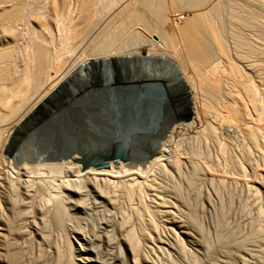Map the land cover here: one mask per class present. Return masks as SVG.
I'll return each mask as SVG.
<instances>
[{"label":"bare ground","instance_id":"bare-ground-1","mask_svg":"<svg viewBox=\"0 0 264 264\" xmlns=\"http://www.w3.org/2000/svg\"><path fill=\"white\" fill-rule=\"evenodd\" d=\"M94 2L93 0L92 3ZM103 2L100 7L96 4L97 9L101 8V10H95L94 4L90 9L95 11L88 13L86 0L55 1L52 6L55 11L53 13L55 20H59L61 16L64 17L67 12L71 14L73 8L76 14L74 19H69L73 27L70 26L69 31L73 29L74 40L72 42V39H69L68 42L71 40L72 44L68 43L61 51L62 47L60 49L54 47L57 43L54 46L46 44L50 38L53 39L49 35L46 36L50 37L49 40L38 34H36L37 37L29 36L30 27L28 33L26 32L29 37L23 33L25 27L22 25L26 23H22V18L27 12L23 9L27 2L0 0V169L12 171L17 175L16 178L26 185L32 170L52 169L58 166L61 173L69 180L81 181L89 201L100 208L107 201H111L112 196L120 190L139 185L144 178H142L144 173L164 170L173 179L178 178L183 182L186 178L190 180V177L195 176L191 175L192 173H197L199 169L206 170L205 164L209 163L205 162L207 158L202 157L201 153L204 151L200 148L208 149L212 144L214 149L213 143L221 149L219 151L224 161H228L235 168H241L244 162L243 156L256 151L255 142L258 139L256 140L255 137H262L257 129L264 122V114L260 111L264 107L262 101L264 97L258 95L257 80L252 75L255 60L252 54V41L257 34L255 32L257 25L260 24L259 27L263 28L264 21L257 19L258 15L251 4L253 1L115 0L105 2L104 0ZM26 8L29 9V7ZM42 12L41 17L44 14ZM28 13L26 14L29 15ZM41 17L34 20L37 21ZM45 18L47 21V16ZM48 18L51 22V18ZM262 19L264 20L263 14ZM62 21H65V18ZM42 23L44 22H41V27ZM55 25L58 27L57 24ZM43 27L48 30L50 26ZM36 29L38 31V28ZM40 29L43 30V28ZM52 30H50L51 33H54ZM61 31L58 32L57 37L59 34L62 36L64 30L62 34ZM48 32L47 34H50ZM226 33L228 38L229 36L231 38L228 46L232 47L234 59L243 66H238L230 60L220 59V56L230 54L229 51L227 52L229 48L224 41ZM71 35L70 38H72ZM31 37L37 39L33 40ZM212 37L216 41L215 48L211 44ZM60 38L56 39L61 40ZM62 41L61 46L66 42L65 38ZM18 42H22V47L17 46ZM17 49L24 53V59L20 64L23 65L25 72L21 71V66L17 67L15 60L19 52ZM63 51H66L65 55ZM234 64L240 68L243 67L244 71V78L238 76L237 82L234 81L239 88V99L244 100L241 104L237 103L238 109L236 107L233 109L224 103L228 92L215 84L224 72L231 67L233 69ZM19 69L22 75L19 74ZM229 79L227 76V82ZM136 84H158L165 90L167 104L165 107L171 112L167 118V124L159 133L157 142L141 149L128 147L129 149H124L125 151L121 153H108L109 155L98 156L89 161H85L84 152L82 154L79 150L65 155L62 154L63 152L61 155L58 153L57 157L42 158L40 154L37 155L41 157L37 156V152L32 148L21 147L20 144L35 132L34 127L37 124L40 123V126L43 122L42 125H45L46 118L53 119L55 114L66 109L69 104L75 102L77 97L81 100L93 88L101 89L105 86L118 91L122 90L121 95H124L125 91L127 93L131 90L133 93L137 90ZM90 87L93 88L89 89ZM232 110H235L237 114ZM228 131H233L237 136H234V139L226 138L223 132ZM185 147L189 149V153L185 151ZM17 149L23 152L21 156L16 157L15 161ZM213 149H209L208 153L210 154V150ZM200 150L201 155L197 153ZM216 154L214 153L215 156ZM200 171L199 173L202 172ZM196 177H198L197 174ZM190 186H192L191 183ZM248 186L253 190L254 187ZM174 192L168 191L167 188L164 192L154 189L153 202L163 216L168 235H171L169 232L173 230L176 237L184 234L189 237V242L195 243L188 227L187 213L183 210L184 208L179 207L176 194H172ZM77 209L76 205L71 206V211L76 212ZM83 209L85 207H81L80 210ZM9 211L8 206L0 202V217L10 220ZM71 218L72 215H69L70 220ZM41 222H43L42 218ZM38 226H40L39 221L32 216L29 227L34 229ZM249 228H247L248 231ZM121 232L123 234L122 229ZM157 236L159 243L167 244L169 238L159 237L158 232ZM144 238H146L144 242L139 245L142 246L143 251H146L155 242L148 235ZM118 243L121 251L126 249L132 255L130 258L132 264H136L135 253H133L136 250L135 247L129 243V247L123 248L122 241L118 240ZM84 248V245L80 244L78 250ZM199 249L200 247H195V250ZM84 259L88 261L90 258Z\"/></svg>","mask_w":264,"mask_h":264},{"label":"rangeland","instance_id":"rangeland-1","mask_svg":"<svg viewBox=\"0 0 264 264\" xmlns=\"http://www.w3.org/2000/svg\"><path fill=\"white\" fill-rule=\"evenodd\" d=\"M47 1L24 0V3L30 4H27L28 6L24 4L23 11L27 12L25 14L23 12L22 23H26L22 25L25 27L23 33L27 35L30 27L32 34L29 32V36L49 35L53 39L49 37L52 40L50 41L46 37L49 40L47 43L44 37L46 44L54 46L57 43L54 47L58 49L62 47V51L65 45L72 44L74 40L73 29L69 31L72 21H69L71 18L74 19L76 14L74 8L73 10L71 8V14L67 12L65 16L63 15L64 17L58 15L59 20H55V14H53L55 11L52 6L56 0ZM87 1L89 0H86V6L87 4L89 6L86 8L88 13L101 10V8L97 9L96 4L100 7L104 3V0H94L98 1L97 3H92L93 0ZM100 1H102L101 5H99ZM107 1L115 0H105ZM252 1V7L258 15L257 19L264 21L262 19L264 0ZM92 5L96 7L95 10L90 9ZM42 11L49 15L45 14L47 21L44 14L41 17ZM33 16L42 18L37 20L44 22L42 27L41 22L35 21L37 18ZM48 17L51 18V22ZM63 18L65 21H62ZM66 24L69 25L66 26ZM259 25H257L258 30L255 29L257 33L255 40L252 41V54L255 58L252 75L257 80L258 95L263 98L264 27L261 28ZM43 26L46 28L50 26L48 30L52 35L47 34L48 30ZM60 26L64 28H59ZM58 29L64 30L65 35L61 31L66 41L63 46H61L63 44L61 40L64 38L60 34L57 37ZM67 33L69 35L66 36ZM69 39H72V42L71 40L68 42ZM229 39L231 40L226 33L224 41L229 48L227 52L229 51L230 54L220 56V59L230 60L238 66H243L234 59L232 47L228 46ZM211 44L214 48L216 47L214 38ZM17 46L22 47V42H18ZM17 51L19 52L16 55V64L17 67H22L20 63L24 59V53L22 50L17 49ZM64 52L66 51H63V55H65ZM237 65L224 72V75L218 78V82H215L217 87L228 92L224 103L233 109L237 103L241 104L244 101L239 99V88L234 83V81L237 82L238 76L244 78L243 67L240 68ZM21 67V71H24ZM21 71L20 75H22ZM227 76L230 78L228 82ZM135 87L137 90L133 93L131 90L127 93L123 91L126 95H121L122 90L118 91L105 86L99 88L100 90L90 87L89 89L93 88V90H90L81 100L77 97L75 102L55 114L53 119L46 118L45 125H42L43 122L41 127L40 123L37 124L34 127L35 132L20 144L21 147L32 148L37 152L36 155L40 154L42 158L57 157L58 153L61 155L63 152L62 154L65 155L79 150L82 154L84 152L85 161L108 153H121L129 148H146L159 140V133L167 124L171 111L166 109V96L162 85L136 84ZM262 101L264 105V98ZM260 111L264 114V107ZM257 130L262 137H255L256 140L258 139L255 142L256 151L243 156L244 162L241 168H235L228 161H224L220 155L221 149L213 143L214 149L211 144L208 149L200 148L204 153H201V150L197 152L203 154L202 157L207 158L205 162L209 163L205 164L206 170L199 169L201 173L198 171L191 174L195 175L190 177L191 182L187 178L185 183L178 178L173 179L164 170L144 173L142 176L144 178L139 185L120 190L112 196L111 201H107L100 208L89 201L84 192V184L81 181H71L66 178L58 166L52 169L32 170L26 185L22 184L12 171L0 169V202L10 209L8 213L10 220L0 217V264H132L130 260L132 255L126 249L120 250L118 240L122 241L123 248L129 247V243L135 247L136 250L133 253H135L136 264H264V122ZM223 135L231 139L237 136L233 131L223 132ZM60 146H64L63 149ZM60 148L62 151H59ZM184 149L190 152L188 148ZM209 149H213L210 150V154ZM22 152V150L21 152L16 150L15 161ZM214 153H217V157ZM8 157L10 158V155ZM188 182L192 186L189 187ZM248 185L254 187L253 190ZM165 188L170 192L175 191L172 194H176L179 207L184 208L183 210L187 213L188 227L195 243L189 242V237L184 234L176 237L173 230L169 232L171 235H168L163 216L154 204L152 196L154 189L164 192ZM74 205L78 207L76 212L71 211V206ZM81 207H85L86 210H80ZM69 215H72L71 220ZM32 216L40 223L38 228H34L35 230L29 227ZM157 232L159 237L169 238L167 244L159 243ZM145 235L152 237L155 244L143 251L139 243L144 242ZM80 244L84 245L83 250H78ZM157 244L161 245L157 246ZM196 246L200 249L195 250ZM85 257L90 259L86 261Z\"/></svg>","mask_w":264,"mask_h":264}]
</instances>
